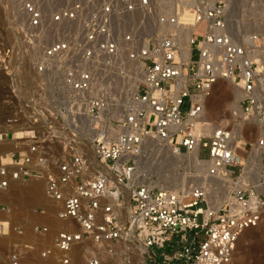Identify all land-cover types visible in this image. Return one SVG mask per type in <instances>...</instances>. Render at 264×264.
Returning <instances> with one entry per match:
<instances>
[{"label": "built area", "instance_id": "2783aa9c", "mask_svg": "<svg viewBox=\"0 0 264 264\" xmlns=\"http://www.w3.org/2000/svg\"><path fill=\"white\" fill-rule=\"evenodd\" d=\"M228 2L17 0V41L0 34V142H16L0 209L12 184L43 181L76 227L54 237L58 264H228L262 223L260 36H235ZM219 80L242 92L226 124L205 119Z\"/></svg>", "mask_w": 264, "mask_h": 264}, {"label": "rangeland", "instance_id": "374dc122", "mask_svg": "<svg viewBox=\"0 0 264 264\" xmlns=\"http://www.w3.org/2000/svg\"><path fill=\"white\" fill-rule=\"evenodd\" d=\"M16 6L17 0H0V34L11 41H17L14 30L18 25L15 16ZM228 16L230 22L239 23L240 34L243 38L245 35L247 36L254 33L259 34L260 41L257 43L260 44L261 47L257 48L255 46V48L260 49L264 56V0H229ZM242 37L240 40L241 42L244 41ZM250 44L252 45V43ZM194 56H196V54H194ZM262 62H264V59ZM21 73L23 81L27 82L29 75H27L26 69L21 71ZM2 80L3 78L0 76V82ZM219 85L222 86L221 93L224 102L230 103V101L234 100L233 93L231 92L232 86L224 80H221ZM227 96H229L230 99H228ZM186 108L187 105L184 109ZM218 122L226 124L227 119L226 121L219 120ZM255 135H257L256 130H254L252 137H255ZM150 141L147 142L149 146L153 147L156 145V142H151L152 144H150ZM238 150L236 153L240 156H245L248 152L246 148H240V151ZM165 174L167 173L165 172ZM18 185L21 186L22 184ZM41 185L43 195L38 198L29 199L24 196L26 192H21L19 194V191L17 192L19 195L15 199L11 200L8 195L4 196L8 198L7 200L11 207L12 215L10 216L7 212L0 209V222L8 220L11 223V230L5 235L0 234V264H13V262L10 261L9 255L13 248V244L16 242L22 243V246L30 245L33 247L31 250H21L23 256L21 264H57V255H55L54 250V237L59 230H66L67 228L55 226L53 224L55 220H57L56 218H58V206L55 203L54 205L51 200L46 198L42 182ZM21 188L24 189V187H20V189ZM42 197L48 203L47 206L42 202ZM37 226H47L49 231L47 233H36L35 228ZM15 228L21 230L22 234L19 235L16 233ZM0 232H2V229ZM45 250L50 251L47 262H44L45 260L41 258V253ZM228 264H264V216L259 227L251 228V230L245 231L241 235L236 246L234 257Z\"/></svg>", "mask_w": 264, "mask_h": 264}, {"label": "bare ground", "instance_id": "6f19581e", "mask_svg": "<svg viewBox=\"0 0 264 264\" xmlns=\"http://www.w3.org/2000/svg\"><path fill=\"white\" fill-rule=\"evenodd\" d=\"M256 4H258V3H256ZM251 7H252V5H251ZM256 8H257V6H256ZM231 30L235 34V36H237L238 38L242 37L241 34H240L241 31H240L239 23L231 22ZM242 39L244 40L245 44H247V45L252 42L251 38L249 36H246V35L244 36V38L242 37ZM187 53H189V49L187 50ZM253 57L254 58L261 57V61H263V59H264L262 51H260V49H257V48H253ZM262 63H264V62H262ZM220 82H221V80H219L218 83L215 85V88H214V91L212 93V96L208 99V103H207V106H206L205 119L209 120V121H212V122H218L219 120L226 121V119L229 120L231 118L232 114H233V111L236 110V101L242 95V92H241L240 88H238V87L232 85L231 83H229L232 86L231 87V92L233 93L234 100H232V101L229 100L230 103H228L226 101L224 102V100L222 99V93H221L222 86L219 85ZM227 97H228V99H230L229 96H227ZM227 97H226V99H227ZM228 99H227V101H228ZM257 123H258V126H254L253 124H246V125L243 126L245 132L249 134V137L250 136L252 137L254 130H256L257 135L259 134L260 124H262V121L261 120H257ZM151 142H156L157 143L156 145L159 144L158 140L157 141L152 140V141H150V144H152ZM15 143H16L15 139H11L8 142H0V149L1 150H8ZM167 149L170 152V149H169L168 146H167ZM238 151H240V148H239ZM172 157L173 156H171V152H170V159ZM23 186H24V189H22V188L20 189L17 185H12V189L9 188L10 190H8L6 193H4L3 196H5V195L7 196L8 195V197L11 200L15 199V198L18 197L19 194L17 192L20 191V190H22L21 192H26L27 194H25L24 196L28 197L29 199L38 198V197H41L43 195L41 182H31L30 184H23ZM3 199H4V197H3ZM5 199L7 200L8 198L5 197ZM52 203L54 204V202H52ZM56 219L57 220H55V222L53 223L55 226L66 227L69 230L76 229V227L74 225H72L70 222L63 221V220H60L58 218H56ZM3 221L4 222H0V226L1 225L4 226V232L1 233V234L5 235V234H7L9 232V230H11V223L8 220H3ZM249 230H251V229H247L246 231H249Z\"/></svg>", "mask_w": 264, "mask_h": 264}, {"label": "crops", "instance_id": "0c3cea01", "mask_svg": "<svg viewBox=\"0 0 264 264\" xmlns=\"http://www.w3.org/2000/svg\"><path fill=\"white\" fill-rule=\"evenodd\" d=\"M0 88H1V87H0ZM1 96H2V93H1V89H0V100H1ZM5 142H8V141H5ZM12 148H13V146H11L10 149H8V150H1V149H0V154H2V153H4V152H7V151H10ZM31 182H42L43 185H44V193H45V195H46V198H48L49 200H51V199L47 196L45 183H44L43 181H35V180H32V181L27 182V183H18V184H22L21 186H19L18 184H12V185H17V186L20 188V187H24L23 184H30ZM12 185H11L9 188H11ZM9 188H8L6 191H4V192L1 193V196H2V197H4V196H3L4 193H6L8 190H10ZM20 193H21V190L19 191V194H20ZM24 193H25V192H24ZM25 194H26V193H25ZM4 199H5V197H4ZM41 200H43L42 202L45 203V206L48 205V203L46 202V200H45L43 197H42ZM51 201H52V200H51ZM52 202H54V201H52ZM5 203H6V205L10 208V212H9V213H11V214L8 213V215L11 216V215H12V210H11V207L9 206L8 200L5 199ZM54 203H55V202H54ZM8 217H9V216H8ZM54 250H55V255H57V264H58V259H59L60 255H61V253H60L58 250H56V249H54ZM41 258H42V257H41ZM42 259L45 260L44 262H47L48 259H49V256H48L47 258H42ZM44 264H47V263H44Z\"/></svg>", "mask_w": 264, "mask_h": 264}]
</instances>
